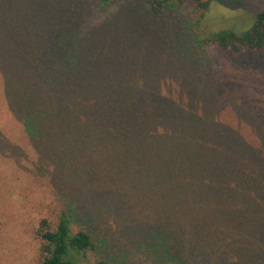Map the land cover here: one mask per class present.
I'll return each instance as SVG.
<instances>
[{"label":"rangeland","instance_id":"obj_1","mask_svg":"<svg viewBox=\"0 0 264 264\" xmlns=\"http://www.w3.org/2000/svg\"><path fill=\"white\" fill-rule=\"evenodd\" d=\"M207 1L177 0L155 14L147 0H113L108 6L99 0H0L1 48L24 43L41 48L46 36L60 33L68 23L74 33H83V58L106 73L108 88L99 85L98 90H147L151 97L145 99L146 108L162 98L179 112H191L189 121L199 128L219 124L233 130L248 144L239 163L252 177L258 172L257 160L264 166V51L236 57L196 42L217 31L241 34L264 11V0H210L204 11L200 4ZM125 78L130 79L128 88ZM54 124L58 130L46 133L48 147L38 155L0 116V141L7 135L10 142L0 150V264H41L35 231L45 218L55 223L67 214L76 233L80 225L70 201L79 204L84 222L108 241L113 254L146 249L154 226L168 229L182 219L191 226L202 208L209 217L220 204L216 195L202 194L199 185L192 189L179 181L167 183L161 169L154 175L131 172L123 155H115L119 146L109 148L106 135L98 134V125L87 126L81 119L74 130L64 121ZM174 125L164 123L169 135ZM169 135L154 138L155 146L166 148L179 139ZM41 165L48 175L38 170ZM231 181L229 189L234 187ZM253 190L257 195L239 191L235 205L223 209L225 214L233 210L221 224L225 232L208 236L226 249L234 264L237 252L264 254V184ZM213 225L219 228L217 221ZM83 264L93 262L89 257Z\"/></svg>","mask_w":264,"mask_h":264},{"label":"trees","instance_id":"obj_2","mask_svg":"<svg viewBox=\"0 0 264 264\" xmlns=\"http://www.w3.org/2000/svg\"><path fill=\"white\" fill-rule=\"evenodd\" d=\"M99 1L108 6L113 0ZM147 1L153 13L161 14L177 0ZM210 3L209 0L200 7L206 11ZM55 34L46 36L47 43L38 49L33 43L31 46L24 43L18 47L1 48L4 44H1L0 32V71L4 82V90L0 92V116L9 120L11 128L20 133L19 137H25L37 154L42 155L49 142L46 133L58 130L59 124H54L55 121H64L74 130L78 126L75 125L76 120L81 119L87 126L98 125V134L106 135L109 148L113 144L119 146L115 155H123L120 158L126 159V167L132 169L131 172L140 169L154 175L161 169L167 183L179 181L192 189L199 185L203 188L202 194L216 195L220 204L209 217L202 208L196 215L197 222L191 226L182 219L172 221L168 229L166 226H154L150 233L149 229L146 249L141 250V246L136 250L126 248L123 253L113 254L108 241L97 236L89 222H84L79 204L76 206L68 201L80 225L79 230L73 233L67 214L55 223L43 219L35 231L36 239L40 241L41 264H83L89 257L93 264H138L143 260L149 264H234L226 249L218 242L213 244L208 236L225 232L221 224L226 222L227 213L233 210L228 209L225 214L223 209L232 203L235 205L239 191L257 195L253 188L258 190L264 184L261 181L264 179L263 163L260 165L257 160L258 172L251 177L239 163L242 160L239 158L246 152V142L238 134L219 124L214 128H199L198 123L189 121L193 118L191 112H179L173 103L168 105L165 101L164 104L162 98L156 100V105L146 108L143 104L151 93L130 90L129 78L128 81L122 79L128 90H98L108 88L109 83L104 81L106 73L102 67L97 70L83 58L80 42L83 33H74L68 28V23H64L61 32ZM196 43L215 46L236 57L263 52L264 11L255 14L251 27L241 34L231 30L217 31ZM3 49L5 55L2 54ZM167 121H175L176 130L170 135L168 128H164ZM159 131L163 132L160 134ZM90 135H95V132ZM162 135L179 139L166 148H158L153 139ZM9 143L6 135L4 141H0V150ZM47 160L44 159L43 164ZM38 170H42L44 175L49 174L45 166L41 165ZM258 174L259 178H256ZM230 180L234 182L231 189L226 187ZM216 221L219 228L213 225ZM254 253L237 252L236 264H264V254L257 256Z\"/></svg>","mask_w":264,"mask_h":264}]
</instances>
